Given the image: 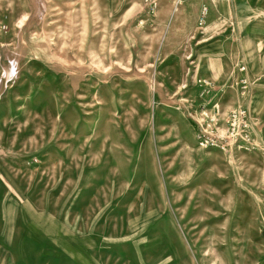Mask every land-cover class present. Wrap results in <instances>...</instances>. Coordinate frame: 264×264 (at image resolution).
Returning <instances> with one entry per match:
<instances>
[{
  "label": "rangeland",
  "instance_id": "rangeland-1",
  "mask_svg": "<svg viewBox=\"0 0 264 264\" xmlns=\"http://www.w3.org/2000/svg\"><path fill=\"white\" fill-rule=\"evenodd\" d=\"M0 264H264V0H0Z\"/></svg>",
  "mask_w": 264,
  "mask_h": 264
}]
</instances>
